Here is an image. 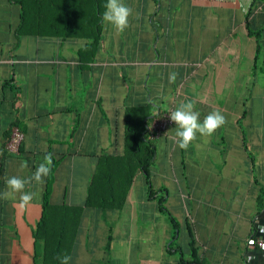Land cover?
Returning <instances> with one entry per match:
<instances>
[{
  "label": "crops",
  "instance_id": "1",
  "mask_svg": "<svg viewBox=\"0 0 264 264\" xmlns=\"http://www.w3.org/2000/svg\"><path fill=\"white\" fill-rule=\"evenodd\" d=\"M20 2L0 0V264H34V250L41 254L34 234L48 177L26 186L36 197L25 208L20 193L2 194L5 178L31 177L49 153L58 164L50 205L85 212L70 264H189L193 240L199 264H264V249L248 245L264 238V0H123L129 27L103 22L92 47L20 34ZM189 100L201 121L218 111L227 123L188 150L173 123L154 142L149 183L138 172L122 210L85 207L103 155L125 154L129 120ZM12 126L24 134L18 155L4 147ZM162 195L177 226L158 208ZM138 207L145 222L118 219ZM119 223L130 230L114 234ZM130 241L138 254H115Z\"/></svg>",
  "mask_w": 264,
  "mask_h": 264
},
{
  "label": "trees",
  "instance_id": "2",
  "mask_svg": "<svg viewBox=\"0 0 264 264\" xmlns=\"http://www.w3.org/2000/svg\"><path fill=\"white\" fill-rule=\"evenodd\" d=\"M106 2L107 0H21L22 23L19 32L37 34L41 31L42 35L84 38L91 42L90 47L96 46L102 36V14ZM248 29L252 34L250 26ZM157 115L146 122L144 121L146 116L143 117L138 125L131 124L129 120L125 132V154L118 157L103 155L89 185L85 207L120 211L138 172L145 174L146 183H149L150 169L156 156L154 143L156 140L148 138L147 129L152 118ZM57 165L54 163L52 166L46 182L42 216L34 234L35 240L42 242L41 254L34 250V264L38 262L36 259L39 257L40 264H60V258L70 256L85 213L83 207L50 205L49 195ZM148 193L153 197L154 193L150 186ZM157 201L159 210L172 217L164 205L163 195ZM172 218L177 226L176 219ZM111 244L112 237L109 235L104 249L109 250ZM193 247L194 240L191 247L194 260L188 263L199 264Z\"/></svg>",
  "mask_w": 264,
  "mask_h": 264
},
{
  "label": "clouds",
  "instance_id": "3",
  "mask_svg": "<svg viewBox=\"0 0 264 264\" xmlns=\"http://www.w3.org/2000/svg\"><path fill=\"white\" fill-rule=\"evenodd\" d=\"M132 9L127 6L123 0H107L104 5L102 20L105 24L113 26L115 29L123 32L129 27ZM178 73L169 74V83H175ZM195 101L189 100L182 102L179 106L170 112V120L176 125L175 141L182 150H188L198 135L202 137L212 136L218 129L223 127L227 121L223 114L218 111L209 113L201 121L200 113L195 110ZM53 165L52 154L49 153L44 157V162L40 163L33 175L27 179L19 177L5 178L6 191L2 194L3 199H8L16 193H20V207L25 208L35 199L36 193L25 191L26 186L31 185L33 181L42 184L44 178L51 173ZM264 231V226L261 227ZM71 257L63 256L60 258V264H70Z\"/></svg>",
  "mask_w": 264,
  "mask_h": 264
},
{
  "label": "built area",
  "instance_id": "4",
  "mask_svg": "<svg viewBox=\"0 0 264 264\" xmlns=\"http://www.w3.org/2000/svg\"><path fill=\"white\" fill-rule=\"evenodd\" d=\"M169 117L170 111H164L152 118L147 129L148 138L150 140H158L161 137L162 133L165 132L166 129L173 124ZM23 140V132L17 126H12L10 128L9 137L4 144L5 151L11 155H18L20 153V146L22 145ZM248 245L250 247H255L258 249H264V238H260L255 235L249 239Z\"/></svg>",
  "mask_w": 264,
  "mask_h": 264
},
{
  "label": "rangeland",
  "instance_id": "5",
  "mask_svg": "<svg viewBox=\"0 0 264 264\" xmlns=\"http://www.w3.org/2000/svg\"><path fill=\"white\" fill-rule=\"evenodd\" d=\"M131 214L133 215V217H132ZM131 214L129 212H127V214H126V212H124V213H122L120 215V217L118 216V219H120V221H122V223H125L126 221L130 222L132 219H136V221H138L140 223L145 222L144 221L145 220L144 219L145 216H144V214H142V212L139 209V207ZM118 219L116 220V223H117ZM109 221H111V220H109ZM145 225H148V224L146 223ZM120 227H121L120 223L117 224V227H115L114 234L116 233L117 229H119L120 235H123L126 231L130 230V227H128V226L126 228H123V227L120 228ZM117 238H119V237L117 236ZM146 244H149V243H146ZM117 245H119L118 248L116 246H114V249H113L114 251H116L115 254H138V252H135L136 246H138L137 242L132 243V241H130V242H127L126 244L124 242L123 243L122 242H120V243L118 242ZM124 246L127 247V249L124 248Z\"/></svg>",
  "mask_w": 264,
  "mask_h": 264
}]
</instances>
